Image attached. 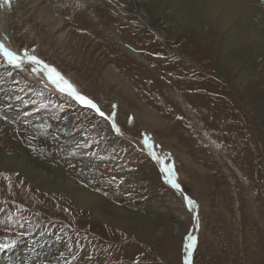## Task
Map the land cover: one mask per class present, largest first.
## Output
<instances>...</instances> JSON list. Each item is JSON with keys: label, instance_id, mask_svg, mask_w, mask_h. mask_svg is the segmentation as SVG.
<instances>
[{"label": "rangeland", "instance_id": "1", "mask_svg": "<svg viewBox=\"0 0 264 264\" xmlns=\"http://www.w3.org/2000/svg\"><path fill=\"white\" fill-rule=\"evenodd\" d=\"M44 1L50 2L11 0L10 6H0L11 23L6 33L0 30V43L6 39L4 45L10 50L20 55L27 50L55 67L102 111L114 112L122 134L61 94L45 72L33 71L38 65L25 59L22 67L15 68L0 54V150L6 153L0 156V174L21 177L26 186L12 190L13 197L0 191V238L9 247L0 248L5 250H0V264H185L189 235L197 238L192 264H248L247 243L252 247L258 241L264 248V154L259 155L257 220L247 213L245 191H239L232 203L226 202L223 180L208 175L203 196L197 197L199 190L182 174L186 160L171 149L189 154V147H177L170 128L168 133L158 132V138L132 111L124 112L127 96L104 76L107 67L115 65L147 97L140 77L133 78L118 60L127 55L161 79L155 61L133 54L108 35L112 50L103 36L78 28L77 15L83 8L88 10L78 0L58 2L63 15L51 3L55 19L66 14L70 18L65 30L73 33L68 45L80 44L77 59L76 51L61 38L63 30H51L53 20L47 17L53 12L38 9ZM97 1L91 15H97L101 29L135 31L142 38L138 53L157 52L158 59L179 76L176 85L180 79L188 80L192 71L203 72L232 95L249 126L264 134V0ZM123 112L121 123L117 116ZM145 135L158 158L144 145ZM257 146L262 149L258 141ZM165 163L173 166L182 190L167 182ZM193 168L201 173V168ZM71 183L78 190L73 191ZM50 194L64 201L46 199ZM185 196L197 207L189 209ZM70 217L96 219L128 236L108 237L76 226ZM239 223L241 228L231 236L229 228ZM231 242L240 243L236 252L238 245L232 248Z\"/></svg>", "mask_w": 264, "mask_h": 264}, {"label": "bare ground", "instance_id": "2", "mask_svg": "<svg viewBox=\"0 0 264 264\" xmlns=\"http://www.w3.org/2000/svg\"><path fill=\"white\" fill-rule=\"evenodd\" d=\"M32 1L36 3V5L38 1L41 2V0ZM60 1L61 0H50V2L48 1L49 3L46 2V4L45 1L43 4H41V2V5L38 6V9L47 10V13L53 12L52 14L49 13L50 15L47 17L48 20H53V22L51 23V30H63L61 38L65 39L67 43L66 46H70V48L73 49V52L76 51L74 52L76 58H80V54L82 52L79 50L80 44L77 43L75 47L68 45L70 41H67V39L73 36V33H71V31L65 30L66 25L70 24V18L67 16L68 14H66L65 18L63 19L58 17L57 19H55V13L52 10L53 8L51 9L50 5L51 3H54L53 6L55 8L56 6H58L59 12L63 15V11L65 10L62 8L61 4L58 3ZM96 1L97 0H78V2L82 3L84 7H88V10L83 8V11L81 10L77 15V18L80 19L78 28L86 29V32L92 33L95 37L103 36L104 39L110 43L108 44L113 47L112 50H115L114 44L111 42V40H109V38H107V36L109 35L111 36L110 38H117L120 44L124 46L128 51L132 52L133 54H137L138 56L141 55V57L143 56L150 61H155L157 71L159 70V72L161 73V79L155 78L153 75H150L152 72L146 69L145 66L139 65L137 62H135L136 60L133 61L131 57L121 54V58L118 60L119 66H124L126 68V72L130 73L132 77L134 75L140 77V84L144 86L145 94L147 96L144 97L140 94L138 88L132 84L131 80L126 75H124L119 70V68H116L115 65H110L107 67L104 76H106L107 78H111L116 84H118V87L121 88L123 93L128 98V103L126 105L127 108L126 110H124V112H127V109H129V111H132L134 118H138L137 120H140L141 123H143L144 126L148 130L153 132L157 137L158 132L162 131L163 129V131L167 132V129L170 128L169 131H172L170 134L172 136V139H174L176 146L189 147L190 155L179 151L178 148H174L173 146H171V149L173 150V152H175V154H177L178 156H182L186 160L184 165L185 167L183 169V171H185L186 173L182 174H185L186 178H190V180L192 181L191 185L195 186L196 190H199V194L197 197L203 196V194H201V189L205 186L204 182L207 183L208 175L212 176L215 180H219V182L223 180V194L226 202L228 204L232 203L233 200L236 199V195H238L239 191H245L246 195L243 200H245L247 203V213L249 214L250 212L252 215V219L257 220L256 217L257 215H259L255 210V202L258 199V193H256L257 174L260 164L259 155L262 153L264 154V134H262L257 128L253 130L249 126L242 109L230 97L232 95H229L228 92L223 89V87L218 86L216 83L213 84L210 79L204 76L203 72L192 71V74L190 73L188 76V80L180 79V82H178V84L176 85V81L174 80L179 76L174 71V68L172 69V67L163 64L158 59L157 52H144L143 54L138 53L136 47L139 46L140 43L142 44V38H140L141 36L139 37V35H137L135 31H132L131 29H124L123 31H119L116 27L113 26H108V30L101 29L98 25L99 21L96 17L97 15H91L93 13L92 9H96L97 7V5L95 4ZM8 7L9 6H7V8ZM1 11L3 12V9ZM4 14H7V12H4ZM4 14L0 13V30H3L6 33V30L9 28L11 23L8 17L7 19H4ZM220 20L223 23V16H221ZM4 40L5 41L1 43L7 44L8 40ZM117 51L119 50L117 49ZM242 78L243 76H241V79ZM21 102H24V100H22ZM134 103L135 107H133ZM124 112L121 113V115L117 116V120L119 119L121 123L125 120V115H123ZM164 135L165 138H167L166 134ZM257 141L261 145V150L257 146ZM5 155L6 153L0 150V156L3 157ZM197 160L201 161V163H199ZM73 165L78 166L75 164ZM195 166L201 168V173L200 171L197 172V170L193 168ZM23 182L24 181L21 177H6L0 174V191H3V193H5L7 197H13L14 195L12 190H26V186ZM70 188L73 191L78 190V186L75 185V183H71ZM203 193L205 192L203 191ZM18 194H20V197H22L21 192H19ZM242 196L243 195L241 194V197ZM45 198H50V200L56 199L57 202H55L58 204L64 201L57 194H50V196L46 195ZM4 209H6L5 206L2 207V211ZM46 209L48 210L47 207ZM7 213L9 212L7 211ZM4 220L6 221L5 217L1 220V222L5 223ZM71 220H73L76 226L81 225L82 227H85L93 232H97L100 234L103 233L108 237L121 239L128 236L127 233L121 231L117 227L97 221L96 219L81 218L80 220H76L74 218H71ZM239 227L241 228L240 223L238 226L233 224L232 227L229 228L228 232H230L231 236L235 237V234L238 232ZM252 238H256L254 234ZM1 241L2 239L0 238V248H2L3 245L1 244ZM234 244L238 245L236 249H232L233 252H236L240 248V243H232V248ZM10 246L12 247V244ZM256 246L259 250H261V252L255 249ZM246 247V263L254 264L253 259L255 258L256 254H258V264H264V248H261L258 241L252 247L247 243ZM2 251L5 250L3 249Z\"/></svg>", "mask_w": 264, "mask_h": 264}, {"label": "snow or ice", "instance_id": "3", "mask_svg": "<svg viewBox=\"0 0 264 264\" xmlns=\"http://www.w3.org/2000/svg\"><path fill=\"white\" fill-rule=\"evenodd\" d=\"M7 4L11 5V0H0V6ZM0 54L3 55L5 61L8 65H12L15 68H20L23 65L25 59L39 66V69H33V71L42 70L47 74L48 80L55 85V87L59 90L61 94L68 96L73 99L83 108L92 110L99 117H101L106 122H109L112 128L118 135H121V129L116 121V114L113 112L111 114L105 113L101 110L100 106L89 96L82 94L77 91L74 84L71 81L67 80L55 67L47 64L42 59L35 55H29L27 50L24 51L22 55L17 54L16 52L7 48L3 43H0ZM115 107V106H114ZM144 145L149 149L150 154L153 158H158L157 154L154 150V144L150 140V138L145 135L143 140ZM163 171L166 173V180L169 184H171L177 190H182L180 184L176 182V173L174 171L173 166L168 164H164ZM184 199L187 202V206L189 209L197 207L196 202L192 200L190 197L185 196ZM198 220V217H197ZM188 243L186 244L187 253L184 257L185 264H192V255L197 246V238L193 235H189L187 237ZM3 247H7V245H3Z\"/></svg>", "mask_w": 264, "mask_h": 264}]
</instances>
